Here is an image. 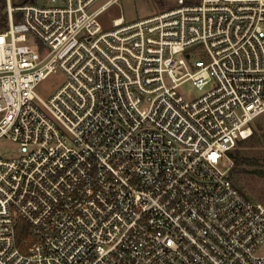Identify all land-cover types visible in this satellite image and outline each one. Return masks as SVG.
<instances>
[{
	"label": "built area",
	"instance_id": "built-area-1",
	"mask_svg": "<svg viewBox=\"0 0 264 264\" xmlns=\"http://www.w3.org/2000/svg\"><path fill=\"white\" fill-rule=\"evenodd\" d=\"M163 1L106 27L120 0H5L0 264H264L226 166L264 115V0Z\"/></svg>",
	"mask_w": 264,
	"mask_h": 264
},
{
	"label": "rangeland",
	"instance_id": "rangeland-1",
	"mask_svg": "<svg viewBox=\"0 0 264 264\" xmlns=\"http://www.w3.org/2000/svg\"><path fill=\"white\" fill-rule=\"evenodd\" d=\"M17 1V0H16ZM39 5H45L47 0H37ZM1 6V5H0ZM172 4L163 0H120L118 6L110 8L102 17V23L108 27L109 21L113 18L123 16L126 22H133L138 19H144L153 16L164 10L173 8ZM4 13V11H3ZM62 75L57 74L54 77L40 83L36 88L37 95L42 99L51 96L61 83ZM184 93H195L191 83L183 87ZM254 133L258 137L256 140L251 138L242 143L239 151L242 153V159L246 165L238 168L232 174V180L236 187L247 197L254 201L264 203V177L257 175V171L264 172V115L260 116L254 125ZM253 133V134H254ZM17 154V148L14 144L6 139H0V157L11 158ZM231 160V159H230ZM254 160L257 162L254 165ZM230 172L233 169V161L227 165Z\"/></svg>",
	"mask_w": 264,
	"mask_h": 264
},
{
	"label": "trees",
	"instance_id": "trees-1",
	"mask_svg": "<svg viewBox=\"0 0 264 264\" xmlns=\"http://www.w3.org/2000/svg\"><path fill=\"white\" fill-rule=\"evenodd\" d=\"M33 0H12V4L15 7H20L23 6L27 3L32 2ZM0 31L4 30L5 26H6V22H7V15L5 13H3L4 9H5V0H0ZM258 137L256 136V133L253 134V138H251L250 140H256ZM262 139L264 140V134L262 135ZM245 141L239 143L238 148L233 151L230 154V158L233 161V169L230 172V178L232 179V174L240 167L246 165L242 159V153L238 150L240 145L242 143H244ZM255 163H257L254 160V163H251L252 165H254ZM258 176L260 177H264V172L261 171H257L256 172ZM16 236H17V240L18 242H22L26 236V226L23 225L22 223H20L18 225V228L16 230Z\"/></svg>",
	"mask_w": 264,
	"mask_h": 264
}]
</instances>
